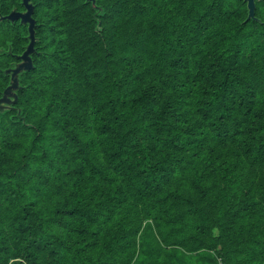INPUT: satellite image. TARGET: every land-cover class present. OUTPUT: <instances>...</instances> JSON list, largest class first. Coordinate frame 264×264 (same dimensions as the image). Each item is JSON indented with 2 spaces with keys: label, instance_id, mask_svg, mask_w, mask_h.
Listing matches in <instances>:
<instances>
[{
  "label": "trees",
  "instance_id": "trees-1",
  "mask_svg": "<svg viewBox=\"0 0 264 264\" xmlns=\"http://www.w3.org/2000/svg\"><path fill=\"white\" fill-rule=\"evenodd\" d=\"M31 3L0 264H264V0ZM28 43L0 21V100Z\"/></svg>",
  "mask_w": 264,
  "mask_h": 264
},
{
  "label": "water",
  "instance_id": "water-1",
  "mask_svg": "<svg viewBox=\"0 0 264 264\" xmlns=\"http://www.w3.org/2000/svg\"><path fill=\"white\" fill-rule=\"evenodd\" d=\"M246 3L247 10H248V17L247 19H254V11H255V1H262V0H241ZM86 3H90L93 7H95V0H85ZM21 5L24 8V12H17L12 11L5 17L0 18V21H8L11 23H15L17 21L20 22L22 25H27L28 30V39L29 43L22 53L20 57H18L20 63L15 66L12 70H7L6 74H10V85L4 90L3 97L0 100L1 103H9V98L15 96L12 92L18 89V80L17 76L19 73L24 71H29L32 66L31 55L34 54V43H35V27L36 23L33 19V5L31 0H21Z\"/></svg>",
  "mask_w": 264,
  "mask_h": 264
},
{
  "label": "rangeland",
  "instance_id": "rangeland-1",
  "mask_svg": "<svg viewBox=\"0 0 264 264\" xmlns=\"http://www.w3.org/2000/svg\"><path fill=\"white\" fill-rule=\"evenodd\" d=\"M257 2H259V1H257ZM38 22L42 23L41 22V18L39 16H38ZM42 36L44 37V35H42ZM44 41L47 43L48 41H50V37L48 39L44 40ZM211 253L213 254V256H214V258H215V260L217 261L218 264H223L221 258L217 254V250L216 251H211ZM188 255L191 256L192 254H188Z\"/></svg>",
  "mask_w": 264,
  "mask_h": 264
}]
</instances>
